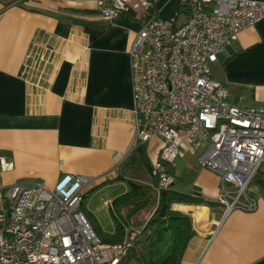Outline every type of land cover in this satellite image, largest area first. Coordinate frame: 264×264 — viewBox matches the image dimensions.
<instances>
[{
    "label": "crops",
    "instance_id": "0c3cea01",
    "mask_svg": "<svg viewBox=\"0 0 264 264\" xmlns=\"http://www.w3.org/2000/svg\"><path fill=\"white\" fill-rule=\"evenodd\" d=\"M168 4L171 15L163 11ZM180 8L178 0H155L151 11L180 25L187 19ZM71 10L92 13L73 21L65 17ZM143 20L131 10L105 21L96 0H0V187L19 180L51 187L61 174L72 173L91 177L100 188L121 182L108 204L127 191L131 166L120 171L135 136L129 49ZM217 57L219 80L213 79L228 89L229 101L264 108V19L240 31ZM142 143L152 164L162 142L152 137ZM174 165L175 190L218 201L219 175L202 168L186 146ZM118 175L125 179L116 180ZM249 194L254 210L226 215L221 204H169L168 214L185 218L186 240L170 264H264V160ZM149 212L142 210L135 220ZM167 235L169 252L175 233Z\"/></svg>",
    "mask_w": 264,
    "mask_h": 264
},
{
    "label": "built area",
    "instance_id": "2783aa9c",
    "mask_svg": "<svg viewBox=\"0 0 264 264\" xmlns=\"http://www.w3.org/2000/svg\"><path fill=\"white\" fill-rule=\"evenodd\" d=\"M155 0H96L100 17L144 15L129 49L135 136L123 160L152 137L162 148L151 164L158 188L172 180L186 146L217 173L224 214L254 210L249 186L264 160V108H241L211 77V67L238 33L264 19V0H178L187 19L152 14ZM89 176L63 173L53 186L19 180L0 187V264H116L138 232L117 244L101 241L82 211Z\"/></svg>",
    "mask_w": 264,
    "mask_h": 264
},
{
    "label": "trees",
    "instance_id": "16d2710c",
    "mask_svg": "<svg viewBox=\"0 0 264 264\" xmlns=\"http://www.w3.org/2000/svg\"><path fill=\"white\" fill-rule=\"evenodd\" d=\"M15 0H10L13 2ZM155 3V1H154ZM180 12L187 13L183 7ZM66 15V18H71L73 21H79L81 15L92 13L87 10H71ZM152 14H155L152 12ZM79 15V16H75ZM145 18V17H144ZM135 153L142 156H135ZM139 158L150 175V180L127 178L123 175H118L116 180H126L128 184L127 191L115 196L109 203V212L113 219V233L102 237L101 241L108 244H117L122 242L131 232H138L137 236L132 241L131 246L127 249L123 258L116 264H126L127 256H134L139 261L145 264H170L173 263L174 255L178 254L182 245L186 242L185 233V218L178 214H168L167 207L171 203H193L204 204L211 208L220 205L218 201L205 199L200 193L191 192L185 193L177 191L173 188V178L175 176L174 163H165L167 173L171 177V181L166 187L158 188L157 180L151 175V163L145 156V145L138 144L130 156L123 160V167L134 165L135 159ZM83 207L86 193H82ZM150 210L146 217L135 220V216L142 210ZM167 230H173L175 233L173 244L169 248L166 256L159 257V244L163 240L164 233Z\"/></svg>",
    "mask_w": 264,
    "mask_h": 264
},
{
    "label": "rangeland",
    "instance_id": "374dc122",
    "mask_svg": "<svg viewBox=\"0 0 264 264\" xmlns=\"http://www.w3.org/2000/svg\"><path fill=\"white\" fill-rule=\"evenodd\" d=\"M173 7L168 4V6H165L163 11H165V14L171 15L173 13ZM215 67H211V77L218 79L219 72L214 69ZM160 148V147H159ZM158 149H156V154L152 156H156L158 154ZM195 156H197V153H194ZM135 156H140L138 153H135ZM191 156V155H190ZM194 156V155H193ZM153 160V157H151ZM179 161H176V164H178ZM131 169L128 171L126 170L127 167L121 166V173L127 172L129 177H140L149 180L148 172L144 164L137 159V161L134 163V165H130ZM150 178V177H149ZM119 184V185H118ZM118 184L115 185V187H98L95 186V183L93 181H90L82 188V193H86V198L84 201V209L91 213L93 215V218H91V221L94 222V224L99 226V229L103 232L102 237H106L112 234L114 230V223L113 219L111 217V214L109 212V199L113 196L114 193H117V191L121 190L124 186L121 182H118ZM167 238L163 237V240L159 244V253L157 255L159 257L164 256L168 250V243H170V235H167ZM108 244V243H107ZM165 251H164V250ZM126 261H128L126 264H142L141 261H139L136 257L127 256L125 258Z\"/></svg>",
    "mask_w": 264,
    "mask_h": 264
}]
</instances>
